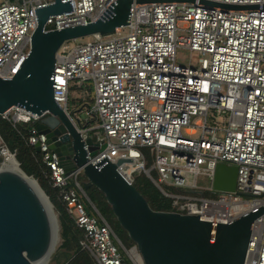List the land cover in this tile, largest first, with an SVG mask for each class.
<instances>
[{
	"label": "built area",
	"instance_id": "built-area-1",
	"mask_svg": "<svg viewBox=\"0 0 264 264\" xmlns=\"http://www.w3.org/2000/svg\"><path fill=\"white\" fill-rule=\"evenodd\" d=\"M53 1L0 0L1 77L11 78L29 51L37 25L34 7ZM114 1L70 0L72 11L50 16L45 30L96 20ZM210 1L257 7L133 0L126 26L61 46L53 87L67 112L71 86L91 88L93 103L82 123H97L81 133L99 146L106 144L88 155L92 163L103 157L131 158L127 179L133 182L132 172L143 171L171 199L173 211L229 222L264 206V0ZM178 48L189 52L184 62L177 61ZM193 54L197 63H192ZM210 115L222 121L209 123ZM2 116L13 123L38 118L21 107ZM28 141L39 144L53 186L83 231L80 244L97 264H140L86 195L79 180L82 169L67 173L46 135L34 128ZM143 147L152 157L150 166ZM220 163L237 166L234 191L214 188ZM199 177L211 181L208 190L214 196L205 195ZM245 264H264V214L254 223Z\"/></svg>",
	"mask_w": 264,
	"mask_h": 264
},
{
	"label": "water",
	"instance_id": "water-1",
	"mask_svg": "<svg viewBox=\"0 0 264 264\" xmlns=\"http://www.w3.org/2000/svg\"><path fill=\"white\" fill-rule=\"evenodd\" d=\"M152 1L155 0H137L139 3ZM200 2L226 9L257 7L210 0ZM132 4L133 0H115L96 20L55 30H45V23L52 15L72 11L70 0H54L34 7L37 25L29 51L11 78L0 76V116L12 107H21L38 117L33 121V128L46 135L50 149L57 153L67 173L82 169L86 177L83 189L94 185L104 194L120 226L135 243L142 264H245L254 223L264 214V206L229 222H208L195 214L154 210L127 179L126 162L133 160L111 161L103 157L92 163L88 155L94 156L106 144L99 146L91 137L85 138L81 133V128L86 127L83 120L68 113L55 99L53 74L61 46L86 36L113 34L117 28L130 23ZM35 148L40 152L39 144ZM237 173L236 165L218 164L214 188L234 191ZM54 211L35 178L25 172L23 175L0 169V264H37L53 251L59 228ZM59 253L53 260H57Z\"/></svg>",
	"mask_w": 264,
	"mask_h": 264
},
{
	"label": "trees",
	"instance_id": "trees-1",
	"mask_svg": "<svg viewBox=\"0 0 264 264\" xmlns=\"http://www.w3.org/2000/svg\"><path fill=\"white\" fill-rule=\"evenodd\" d=\"M77 86L78 85H73L70 89L72 90L78 88ZM90 90L91 88L88 87V93L90 92L89 95H91ZM82 108L83 106L79 109ZM73 113L75 114L76 112ZM91 122L92 121H86L84 124L86 125V127L92 126ZM32 128V121H19L13 123L3 116H0V137L2 142L11 152L15 153V159L18 160L21 166L20 169L37 180L40 187L49 197L54 210L58 213L60 236L62 241L59 248L60 253L57 257V260H59L61 255H67V259L63 264H97L88 250L81 246L80 241L84 238L83 231L75 224L72 215L68 213L66 205L61 198L60 190L57 187L53 186L49 177L47 167L42 161L41 152H38L35 146L30 144L28 141V138L31 135ZM142 150H144L147 155L146 165L150 166L152 157L148 154V148L143 147ZM0 160L3 161V156ZM152 175L153 177L157 178V173L155 171L152 172ZM85 181L86 177L84 176L83 183ZM133 184L147 199L149 205L154 210H174L171 199L165 196L163 192L152 181V179L143 171H138L135 174ZM84 190L89 199L94 203L101 214L111 224L124 246L128 247L133 245L134 242L130 239L127 232L120 226L104 194L94 185L85 187ZM205 195L208 194L205 193Z\"/></svg>",
	"mask_w": 264,
	"mask_h": 264
},
{
	"label": "rangeland",
	"instance_id": "rangeland-1",
	"mask_svg": "<svg viewBox=\"0 0 264 264\" xmlns=\"http://www.w3.org/2000/svg\"><path fill=\"white\" fill-rule=\"evenodd\" d=\"M3 1V0H1ZM13 2H18V0H11ZM126 31V29H124ZM178 34L181 35V34H185L184 31H181L179 30L178 31ZM87 40H93V36H86V37H83L81 38L79 41L80 42H84V41H87ZM78 43L77 41H74V40H71V45H74ZM189 57V52L186 51V50H183L181 48H178V51H177V61L178 62H184V60L188 59ZM196 54H193V57H192V63H197V58H196ZM78 88H75V89H70L69 91V96H68V102H67V109H68V112L70 114H72L73 112H76L74 114V117H79L80 119L82 120H85L86 118H88V115L86 114V111L87 109L92 106V95H89L88 93V90H87V84L86 83H79L77 84ZM82 110L81 111H78V109L80 107H82ZM199 118V117H198ZM197 118V119H198ZM210 118L211 120L209 121V123H218V122H221L222 121V118L217 116H212L210 115ZM212 119L214 121H212ZM90 121H92V126L96 125L97 121L96 120H93V119H90ZM5 144L2 143V140L0 138V159H2V156H3V161L0 160V167H5V168H10V167H15L16 166V163L14 162V158L12 156H10L9 154H5L3 152V148H5ZM2 155V156H1ZM7 157H10V158H13V159H6ZM20 166V165H19ZM21 168V166H20ZM22 170V169H21ZM23 171V170H22ZM83 177H84V174H81L80 177H79V180L83 183ZM199 181L200 184L205 188V191L206 194L210 195V196H214V194L216 192H211L208 190V188L210 187L211 185V181L208 179V178H204V177H199ZM211 192V193H209ZM56 217H57V222H58V240L55 244V248H54V251L53 253L51 254L52 256L50 257V260L48 262V264H63L64 261L67 259V255H61L59 260H53V256L59 252V248H60V245H61V236H60V224H59V219H58V213L56 211H54ZM127 249L131 250V252L133 253V255H135L137 257V262L142 264L139 259H140V254L138 255L137 252V247L135 245V243L131 246H128L126 247ZM139 253V252H138Z\"/></svg>",
	"mask_w": 264,
	"mask_h": 264
},
{
	"label": "bare ground",
	"instance_id": "bare-ground-1",
	"mask_svg": "<svg viewBox=\"0 0 264 264\" xmlns=\"http://www.w3.org/2000/svg\"><path fill=\"white\" fill-rule=\"evenodd\" d=\"M3 152H4L5 154H9L10 156H12V157L14 158V159H13V158L7 157L6 159H13L14 162L16 163V166H15V167H10V168L0 167V169H8V170H11V171H14V172H17V173H19V174H23V175H24V173L21 171V169H20V167H19V165H18V162L16 161L15 157L10 153V151L8 150L7 147L3 148ZM31 182H32L33 186H34L37 190H39L38 185L36 184V182H35L34 180H32ZM39 192H40V191H39ZM44 200H45V198H44ZM57 240H58V238H57ZM57 240H56V242H57ZM55 244H56V243H55ZM54 248H55V246H54ZM53 251H54V250H53ZM53 251H51V252H50L45 258H43V259H41L40 261H38L37 264H48V262H49V260H50V257L52 256L51 254L53 253Z\"/></svg>",
	"mask_w": 264,
	"mask_h": 264
}]
</instances>
